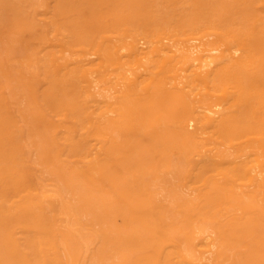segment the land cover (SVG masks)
I'll use <instances>...</instances> for the list:
<instances>
[{
    "label": "bare ground",
    "instance_id": "1",
    "mask_svg": "<svg viewBox=\"0 0 264 264\" xmlns=\"http://www.w3.org/2000/svg\"><path fill=\"white\" fill-rule=\"evenodd\" d=\"M150 3L124 0L120 9L145 19ZM127 30L131 39L97 46L110 86L100 99L84 69L73 87L60 73L66 63L51 60L55 77L77 88L72 103L60 99L58 137L75 159L59 162L54 191H32L24 172L8 173L5 242L21 264H84L71 239L85 218L128 245L111 264H224L234 251L241 264H264V42L234 27L215 31L207 46L166 30ZM138 38L148 39L149 55ZM154 178L165 179L169 204L156 199ZM207 225L213 234L202 233ZM12 226L23 229L24 250Z\"/></svg>",
    "mask_w": 264,
    "mask_h": 264
},
{
    "label": "rangeland",
    "instance_id": "2",
    "mask_svg": "<svg viewBox=\"0 0 264 264\" xmlns=\"http://www.w3.org/2000/svg\"><path fill=\"white\" fill-rule=\"evenodd\" d=\"M123 2L0 0V193L12 186L9 172L18 179L25 173L24 179L32 191L38 188L54 191L62 186L56 176L59 162H74L75 157L58 138L60 126L66 123L59 102L65 97L72 103L70 98L77 88L70 89L68 82H60L55 77L52 59L66 63L60 73L64 75L62 78L71 79L73 87L84 69L91 80V88L100 99V94L110 90L103 87L110 86L104 81L108 73L98 65L97 46L100 42L104 46L131 39L122 31L125 25L132 36L135 30H166L180 37L189 36L190 43L205 42V46L214 39L215 31L234 27L251 31L254 43L264 42V0H150V13L145 19L121 10ZM220 12L222 14L218 16ZM258 12L263 20H255L254 15ZM119 33L123 34L117 35ZM138 39L149 55L147 38ZM123 51L121 48L120 52ZM89 109L96 110V105L90 104ZM146 141L147 138L141 135L140 142L145 144ZM176 162L177 158L173 156L172 163ZM172 175L169 173L167 177ZM165 185L162 178L150 181V186L158 191L156 199L169 204L172 197ZM186 191L183 190V194ZM82 221L80 235L72 237L71 244L82 250L84 264L100 261L111 264L126 255L128 245L105 233L103 223L85 218ZM12 227L19 249L24 250L23 229ZM208 231L213 234L211 226L207 225L202 233ZM4 234L0 224V264H21L15 248L5 242ZM238 248L243 252L242 247ZM63 250L61 247L57 250L61 259H65ZM239 257L243 258V254L234 251L233 257L223 263L241 264Z\"/></svg>",
    "mask_w": 264,
    "mask_h": 264
}]
</instances>
